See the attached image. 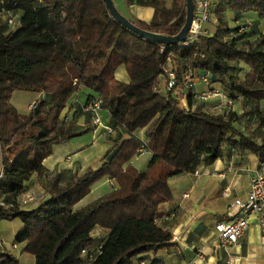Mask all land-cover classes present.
Masks as SVG:
<instances>
[{"label":"trees","instance_id":"16d2710c","mask_svg":"<svg viewBox=\"0 0 264 264\" xmlns=\"http://www.w3.org/2000/svg\"><path fill=\"white\" fill-rule=\"evenodd\" d=\"M126 2L154 9L148 23L130 19L140 28L174 35L184 23L185 0ZM0 9L8 15L7 23L21 11L17 24L0 33V219L22 221L14 243H24L23 251L34 256L35 264H133L139 255L172 245L171 233L155 222L159 205L172 198L169 178L212 164L225 143L264 161V113L259 114L257 141L235 125L233 111H206L199 106L202 101L192 99V87L179 94L165 87L166 68L177 78L194 68L232 102L234 91L264 101V35L254 22L239 23L236 18L242 16L235 18V31L224 18L225 10L264 18V0H215L212 32L189 45L157 44L132 33L113 19L103 0H0ZM240 33L252 38L241 43ZM239 62L249 67L251 79H238ZM121 65L127 82L115 77ZM81 86L94 92L81 105L83 113L86 102L101 98L108 123L117 131L111 139V150L117 152L65 186L54 178L48 198L33 209H21L15 199L33 174L46 171L43 160L52 146L91 129L88 124L76 127L63 114ZM15 90L43 92L47 99L20 114L10 102ZM179 96L185 97V106ZM140 129L146 139L143 150L151 153L144 171L130 163L141 146L133 135ZM103 177L114 180L112 190L74 210ZM95 227L107 234L93 236ZM0 264L18 261L3 252Z\"/></svg>","mask_w":264,"mask_h":264},{"label":"crops","instance_id":"0c3cea01","mask_svg":"<svg viewBox=\"0 0 264 264\" xmlns=\"http://www.w3.org/2000/svg\"><path fill=\"white\" fill-rule=\"evenodd\" d=\"M113 3L129 19L148 23L153 16L154 9L151 6L135 2L127 4L126 0H113ZM227 12L228 10L224 11V18L228 23ZM13 13L17 19L21 11L16 10ZM230 15L233 19L242 16V21L254 22L258 31L264 35V18L256 13L250 11L238 15L232 11ZM115 77L123 82L128 81L123 65L115 70ZM206 87L205 83L198 80L190 91L197 92ZM92 94L94 92L90 89L79 87L70 96L63 110L64 115L73 119L76 127L82 128L88 124L90 131L52 146V153L43 160L46 171L41 176L33 174L25 183L24 190L16 197L19 208L33 209L39 202L48 198L54 178H57L59 186H65L73 177L82 175L89 168H98L106 159L111 151L112 140L99 133L98 129L94 130L88 120L89 114L83 113L81 108L88 95ZM42 99H47L45 93L27 90H15L10 96L11 104L20 114L27 113L33 103ZM221 101L219 98L208 99L199 106L214 112L212 109L218 107ZM99 115L104 122L110 120L106 109H102ZM133 135L140 141L146 140L143 129L135 131ZM86 138H89L88 141ZM143 154L149 156L148 163L151 153L147 151L134 155L130 163L134 164ZM259 165L260 161L255 155L249 152L239 153L233 145L225 143L222 156L212 164L200 165L192 174L182 173L169 178L172 198L159 205L155 222L160 228L171 233L172 245L158 249L155 253L149 251L139 255L134 258L133 264H264V227L259 225L255 215L249 216L246 230L238 243L231 246L219 245L214 231L216 222L231 218L228 203L234 198H246L250 178ZM144 170L145 168L141 171ZM114 183V180L107 177L96 181L90 192L73 206L74 210L111 191ZM26 194L37 198L32 202L23 203L21 200ZM18 219L7 220L13 222L7 223L11 225V234L0 232V253H10L17 259L18 264H35L34 256L23 251L24 243H14L15 235L23 229V223ZM105 233L107 234V231L100 227H95L92 231L93 236H103Z\"/></svg>","mask_w":264,"mask_h":264},{"label":"built area","instance_id":"2783aa9c","mask_svg":"<svg viewBox=\"0 0 264 264\" xmlns=\"http://www.w3.org/2000/svg\"><path fill=\"white\" fill-rule=\"evenodd\" d=\"M43 0H37L42 2ZM215 0H193L194 11L193 18L190 23V27L187 31V35L182 42L184 45L192 44L199 35L210 34L211 27L216 25L217 19L213 14ZM8 22L11 25L17 24L16 17L10 16ZM167 89H173L176 93H182L183 85L187 87H193L196 81H201L207 85L202 93L193 91L192 99L196 102H204L210 96H220L224 98L226 106H231L232 101L226 99L224 92L220 87L213 86L209 83V77L207 74H197L194 68L188 69L181 74L180 78H177L175 72L172 69H165ZM181 88V90H180ZM180 90V91H179ZM180 102L183 101L185 106V97L179 96ZM103 109L102 100L99 96L93 97L83 106V111L90 115L91 125L95 129H98L99 133L105 134L110 139H114L117 136L116 129L108 122H104L100 117L99 112ZM229 110V108H228ZM145 140H141V146L138 148L137 153H143V145ZM1 175V172H0ZM186 196V194H184ZM32 194H26L21 200L23 203H29L36 200ZM228 209L231 212V218L226 221H218L214 225V231L216 233V241L221 246H231L238 243L239 239L243 235L248 226V218L251 215H255L258 219V223L261 227H264V161L260 162L255 174L250 178L249 189L245 199L234 198L228 203ZM85 253V250H82ZM202 258V256L198 255ZM89 260L93 258L92 254L88 256Z\"/></svg>","mask_w":264,"mask_h":264},{"label":"rangeland","instance_id":"374dc122","mask_svg":"<svg viewBox=\"0 0 264 264\" xmlns=\"http://www.w3.org/2000/svg\"><path fill=\"white\" fill-rule=\"evenodd\" d=\"M231 13H232V10H228L226 18L228 20V24L230 25L229 29L235 31V27L233 26L236 25V19L237 21H239V23L241 22V24H242V19L241 18L233 19L230 15ZM6 16L8 15L0 9V33H6L7 31L12 29V25L7 23V20L5 18ZM251 35H252L251 33H245L243 35L242 33H240L237 36L238 37L237 39L239 42L242 43V38H243V41L246 40L247 38L251 39L252 38ZM237 69L238 70L236 71V73H237L239 80L251 79L250 78L251 76L248 73L249 67L246 66L244 63L242 62L237 63ZM188 88L189 87H187V85H183L184 91L185 89H188ZM204 90H200L197 92L202 93ZM232 94L234 95V101H233L234 103H232L230 107L225 105L223 98L220 96H210L206 100L213 99V98L221 99L222 101L219 104V106L216 105L218 107L214 106L215 108L212 109L214 113H217V114L224 113L225 111H228V108H229V110H231L230 112L233 111L234 113H236L235 125L237 127L242 128L244 132L251 133L256 138V140L259 141V135L262 129L259 124V114L264 113V102H254V101L245 99L235 91L232 92ZM180 103L183 104V101H181ZM86 139L88 141L89 138H86ZM148 158L149 156L147 154H143L139 156L137 160L134 162V164L132 165L141 171L144 168H146V163H147ZM8 222L9 221L7 220L0 219V232H4V233L9 232V234H11L12 228L10 227L11 225L9 226V224H7ZM9 223H13V222H9ZM17 249H20V248H17Z\"/></svg>","mask_w":264,"mask_h":264},{"label":"water","instance_id":"95a60500","mask_svg":"<svg viewBox=\"0 0 264 264\" xmlns=\"http://www.w3.org/2000/svg\"><path fill=\"white\" fill-rule=\"evenodd\" d=\"M113 19L118 22L122 27L128 29L132 33L138 36L153 41L157 44L174 45L183 41L187 35V31L190 27V23L193 18L194 2L193 0H185V19L181 29L174 35H167L162 33L152 32L147 29L140 28L132 23V21L124 16L114 5L113 0H103ZM117 152V148H113L106 156V160H111ZM1 156H0V172H1Z\"/></svg>","mask_w":264,"mask_h":264}]
</instances>
